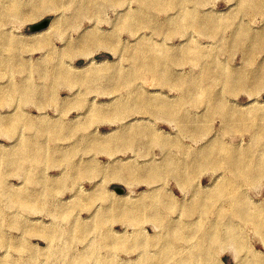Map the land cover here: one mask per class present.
<instances>
[{
  "label": "rangeland",
  "instance_id": "1",
  "mask_svg": "<svg viewBox=\"0 0 264 264\" xmlns=\"http://www.w3.org/2000/svg\"><path fill=\"white\" fill-rule=\"evenodd\" d=\"M69 1L0 0V244L3 242L0 245V262L18 263L22 258L35 255L36 248L45 246L39 237L28 233L31 227H59L77 232L75 229L84 222L91 231H98V209L100 212L125 198L140 203L141 199L150 198L153 188L156 190L153 193H158L157 207L162 210L168 206L166 214L179 224L176 238L179 248H183L180 249V256L205 248V264H245L258 258L264 261V219L254 222L251 218L252 224L250 217L244 215L255 206L254 210L261 211L259 214L264 218V170L261 171L264 169V121L253 129L244 126L240 130L236 127L228 130L224 114L212 112L213 95L206 93L198 103L192 93L189 99L188 92L183 90L192 79H199L209 87V91L221 93L225 97L224 102L234 109L242 104L245 114L249 110L252 111L250 115L264 118V81L258 83V76L255 78L264 70V12L244 10L240 0H174L178 4L165 9L167 11L155 7L157 11H153L154 19L149 20L151 23L129 30L121 24L124 16L144 8L145 4L149 5L148 0H106L105 3L97 0L95 7L85 11L80 9L86 0ZM161 1L173 4V0ZM6 7L17 8L21 15L7 16ZM190 12L214 14L219 28L196 27L192 20L184 19ZM182 19L183 26L170 25L165 33L156 29L157 22L171 20L172 23L176 20L181 23ZM46 21L48 26L57 21L59 28L57 26V29L38 37L33 35L44 28L32 31L31 27ZM43 38L48 40L40 43ZM148 44L165 48L160 55H164L166 49L176 48L173 53L166 54L168 67L163 71L166 81H160L148 70L138 79H129L131 85L118 84L116 78L112 79L109 73L114 70H132L133 60L128 56H131L133 48ZM188 50L193 55L201 52L204 59L202 57L199 61L185 57ZM58 71L62 72L60 77ZM228 71L239 73L234 75L233 83H228L226 75H223ZM246 78L252 81L246 84ZM24 86L33 88L29 90L32 93L28 98L27 89L25 96L21 95L20 89ZM149 96L157 101H169L173 107L168 112L165 107H156L154 114L150 113L153 109L144 106L143 100ZM133 98H136L138 107L126 109L128 111L120 115L113 113V109L109 112L116 99L126 102ZM183 102L184 105L174 107V104ZM101 103L108 109L102 120L97 115L95 118L91 113L87 115L86 111L95 110ZM182 113H185V119L180 116ZM128 123L139 129L134 136L119 138L118 132L110 134L111 128H123ZM26 140L28 142L25 143ZM219 140L243 150L241 157L246 164L259 159L261 169L258 167L250 180L241 179L238 182L240 186H225L229 181L227 178L232 176L229 167L221 168L205 160V156L208 157L207 147ZM34 141L46 145V158L34 159ZM252 145L256 146L253 151ZM53 148L62 152L54 156L50 152ZM177 161H185L186 164L195 162L194 166H189L190 171L185 173L183 181L174 174ZM157 167L160 169L155 171ZM139 170L149 171L140 179L135 175L125 179L126 175ZM155 173H159L157 176L161 175L162 179L152 181L150 188L147 180L155 177ZM121 178L123 181L118 180ZM212 181L215 185L211 187L213 189L209 187L210 190L217 191L225 186L236 192L237 204L227 201L228 198L219 203L209 200L202 205L205 207L203 211H187L199 206L201 187L208 186ZM181 182L184 194L180 190ZM117 189L125 192L119 193ZM168 192L174 193L177 200L168 201ZM125 194L127 196H122ZM21 200L27 203L23 206ZM238 204L240 208L236 207ZM232 205H235V210L227 217L220 218L213 210L219 206L229 209ZM235 213L241 217L240 220ZM116 214L108 212L107 216L112 218ZM150 220L153 219L144 218L130 224L125 218L119 220L113 217L108 224L100 226V231H104L106 236L100 237L107 238L108 233H113L116 247H119L118 244L123 247L118 256L136 259L139 256L136 246L143 241V237L134 232L145 228L147 233H154L151 228L154 223ZM214 222H224L228 226V231L223 233L227 240L205 246L197 243L194 230L204 224L206 228L201 230L210 231ZM255 223L261 229L259 226L257 229ZM230 231L233 232L230 234ZM216 235L220 232L217 231ZM100 237L86 238L97 242ZM85 243L86 240L81 243L75 235L72 243L75 250L72 253L85 247ZM57 247L42 258L51 261L54 256L63 255L64 250L60 249V245ZM146 255L158 254L150 251ZM157 262L160 263V259ZM174 263V259L169 261V264Z\"/></svg>",
  "mask_w": 264,
  "mask_h": 264
},
{
  "label": "bare ground",
  "instance_id": "2",
  "mask_svg": "<svg viewBox=\"0 0 264 264\" xmlns=\"http://www.w3.org/2000/svg\"><path fill=\"white\" fill-rule=\"evenodd\" d=\"M71 1H73V0H71ZM71 1H69V2L71 3ZM96 1L97 0H86L82 4L83 6H82V8L80 10L81 11H85L87 9L91 10L92 7L96 4ZM105 1L106 0H103L104 3H105ZM139 1H141V0H139ZM144 1L142 3H144ZM148 1L150 2L149 5H147V4L143 5L141 3L143 6H145L144 8L139 9L138 11L135 10V12L127 14V15L124 16V21L121 22V24H123V27L128 28L129 30H134L137 27L144 26V24L148 25L149 23H151V22H149V20L152 21V18L154 19L153 11L155 10V7H159V9L162 11V10H165V9L168 10L169 7H171V6L174 7L175 5L178 4L174 0L173 1L171 0L172 3H173L172 5L167 4L169 2L168 0H167L168 2H164V1H161V0H148ZM149 2H147V3H149ZM239 2H242L241 4H243L242 8L244 10H247V11H249V10H261L262 12H264V0H240ZM70 3H68L69 7H70ZM61 4H62V1H61ZM167 10H165V11H167ZM155 11H157V10H155ZM6 12L9 13V14H6V15L10 16V17H17L18 15H21L17 8L16 9H9L8 7H6L5 13ZM80 13H83V12H80ZM213 16H214V14H213ZM213 16H210L208 14L205 15V14H201V13L198 14V13L190 12V13L186 14V17L184 19L192 20L193 24L196 27H198V28H205V27H208V26H213L214 28L217 27V29H218L219 28V24H218L219 22ZM170 21L171 20H169V21L167 20L165 23L164 22H157L156 29L158 30V32L159 33H165L166 27H170V25H172V26L179 25L180 26V25H182V22H184L183 19L181 20V23H179L180 21L177 22L176 20L173 21L172 23ZM223 22H224V20H223ZM225 22H226V20H225ZM230 22H232V21H230ZM233 22H234V20H233ZM230 24H232V23H230ZM59 25H60V23H59ZM164 25H167V26H164ZM57 26H58L57 21H54L48 27L33 33V35H36L37 37L41 36L42 34L48 33L49 31H51L52 29H54ZM58 28H59V26H58ZM55 29H57V28H55ZM201 32L205 33V31H203V30ZM263 38H264V36H263ZM46 40H48V38H46V39L43 38L42 40H40V43L45 42ZM222 40H223V38H222ZM146 41L147 42H151L150 39H146ZM47 42L45 44H48ZM162 48L163 47L160 46V45H152V44H150V45L148 44L146 46L135 47V48H133L131 50L132 51L131 56H128L130 59L133 60V62H132L133 63L132 70H130V68H128V70H127V68H126V70L124 69L122 71V70H114V68H112V70H114V71L110 72L111 70H109L108 72H110L109 74H111V76H113L112 79L116 78L118 80L117 81L118 84L119 83H124L125 85L126 84L127 85H131V83L128 82L129 79H132V80L138 79V77H140V75L146 70H148L154 77L159 78L160 81H166V79L163 78L164 77V75H163L164 72L163 71L166 69V67H168V65L166 63V61L168 59V57H167L168 55H166V54L167 53H171V52L173 53V51L176 50V48L166 49L165 54L164 55H160V53L165 49V48L164 49H162ZM190 52H192V51L188 50L186 52V54H184V56L188 57V58H191V60H199V61L203 57V54L201 52L194 53V55L191 54ZM169 55H171V54H169ZM204 55H206V54H204ZM208 56H211V55H208ZM203 59H204V57H203ZM58 72H57V74L60 77L62 75V72H59V73ZM167 73L169 74L170 72H167ZM236 73H238V72L228 71V72L224 73L223 75H226L227 78L226 77L225 78L228 80V83H233L235 81L234 80V78H235L234 75ZM64 74H66V73H64ZM255 78H256V82H258V83H260L261 81H264V70H262L260 73L256 74ZM222 79L226 80L223 77H222ZM216 81H218V80H216ZM251 81L252 80L249 79V78H246L244 80V82L246 84L250 83ZM189 83H188V85H191V86L186 85V87H183L184 88L183 90H186L188 92V95H189L188 98L189 99H190L191 93H192L193 99H195V101L197 99L198 103H199V99L201 100L206 95V93H208V95H211V96L213 95L212 98H213L214 102H212V104H213L212 107H211L212 108V112L215 113V112L220 111V112H222L224 114L225 122H226V127H225L226 129L232 130L233 127H236L238 130H240V128L243 129L244 126H246L244 128L253 129V127H259V126H261V124H263V122H261V121H264V118H261L259 115L256 116L255 114L254 115H250L252 111H249V110H248L249 112L247 111L246 114H245V112L242 111V108H243L242 104H239V106L234 109L233 107H231V104L229 105L227 102H224L225 101V97H223V95L221 93L216 92V91H213V92L209 91V87H206L205 83H203L201 80L192 79V82L190 84ZM26 89L28 91V94L26 95L27 96L26 98H28V95H31V93H32L29 90H32L33 88L31 89L30 87H26V86L22 87L20 89V92H21L22 96H25L24 94H25ZM31 97H33V95ZM135 99L136 98H133V100H128L126 102H121V101H119V99H116L114 102H113V100H110L111 102H113V104L109 108V112H111L112 109H113V113L115 112V113H117V115H120V114H124V111H128L126 109L136 108L139 105L135 103ZM33 100H34V98H33ZM37 100H39V99H37ZM143 100H144V106H149L150 109H153V111L150 112V113H153V114H154V111H155L154 108H156V107H158V108H164L165 107L166 112H168L173 107V105L169 101L161 100V99L159 101H157L154 97H151V96H149L147 98H144ZM119 102H121V103H119ZM232 104H236L237 105V103H234V102ZM182 105H184V102L182 104H180V105H178V103L174 104V107L175 106H182ZM107 111H108V109H105L103 107V103H101V104H99L98 107L95 108V110L91 109V110L86 111V112H87V115H88V113H91V114L94 115V118L97 115V118H100V120H102L103 118H101V117H105L107 115ZM180 116L185 119L186 115H185V113H182ZM184 119H183V121H184ZM131 125H132V123H130V124L128 123V125H126L123 128H115V129L111 128L110 129V131H111L110 134H112V133L116 134L118 132L117 134H118L119 138H123L125 136L132 137V136H134L135 133H137L139 131V129L137 127H133ZM72 128L74 129V127H72ZM56 130H58V129H56ZM56 130H55V132H56ZM238 130H236V131H238ZM110 134H109V136H110ZM26 142H28V140H26L25 143ZM253 142H254V140H253ZM98 143H99V141H98ZM102 144H103V142H102ZM33 146L35 148V151L32 152V156L34 157L35 160H40V159H42L43 157L46 156L45 153L47 152V147H46L45 144H41L38 141L37 142L34 141L33 142ZM253 146L254 145H252V147ZM100 147H101V145H100ZM255 147H253L251 149V151H253V149ZM207 149H208V151H207V156L208 157L205 156V160H207L208 164H210V163L212 164L213 163L214 165H216L218 167H221V168H223L224 166L225 167L227 166V168L229 167V169H230V171L232 173L231 174L232 176L230 178H227L229 181L226 182L227 184H224L225 186H228V187H232V186L235 187L236 185L240 186V184H238V182L241 181V179L245 180V181H248V179L250 180V178H253V176L255 175L254 173L256 172V169L258 167L260 168V166H261L260 165L261 163H259V159L256 160L257 156L255 158V160H256L255 162H252L250 164L248 162V164H246V162L242 161V157H241V156H243L242 155L243 152L241 153V151H243V150L240 151V148L236 149V148H233L232 146H228L226 143L222 142L221 140L214 142L213 145L208 146ZM255 151H257V150H255ZM258 151H260V150H258ZM50 152H51L52 155L55 156V155L61 153L62 150H60L59 148H53V149L50 150ZM245 153L246 152H244V154ZM248 154H250V153H248ZM254 154H252V155H254ZM250 156H251V154H250ZM251 158H252V156H251ZM250 161H251V159H250ZM253 161H254V159H253ZM194 163H195L194 161L192 163H187V164H186L185 161H177V163L175 165L176 166L175 167V171H174L176 173H174V174H176L178 179H181L183 181L185 173L190 171V170H188V168L192 167V165L194 166ZM198 163H200V162H198ZM172 167H174V166H172ZM209 167H210V165H209ZM159 169H160V167L154 168L155 171H157ZM262 170H264V169H261V171ZM148 171L139 170L138 172H133V173L130 172L131 174L126 175L128 177H125V179L128 180L131 177L130 175H135L136 178L138 177V179H140ZM258 173H257V175H259ZM111 174H112V172H111ZM155 174H156L155 177L150 178L149 181L147 180V183L150 186V188L152 187L153 182L162 179L161 175L157 176V174H159V173H155ZM115 175H116V173H115ZM226 176H227V174H226ZM118 177H116V179ZM111 178H112V176H111ZM111 178H109V179H111ZM121 179H118V180L123 181V179L122 180ZM113 180H114V178H113ZM163 181H164V179H163ZM219 182H220V180H219ZM220 183H223L222 180H221ZM242 184L245 185V183H242ZM242 184H241V187H242ZM179 185L181 186V189H180L181 192H183V194H184L185 190L182 189V182ZM214 185H215V183L212 181L208 186L201 187L202 189L200 188L201 191L199 192V196H200L199 198L201 200H199V202L197 203L199 206H197L195 208H193V207L192 208H188L187 211L188 210L189 211H193V210H197V211L202 210L203 211V208H205V207H203L202 205L204 203H208L209 200H217L218 203L225 201L226 198H228L227 201H230V202L238 201V200H236V198H237L236 195H238V194H236V192L234 193L233 190H231V189L228 190L222 184L221 185L223 187L220 188L219 190H217V191L210 190V188L212 186H214ZM199 186H201V185H199ZM150 188H149V190H150ZM211 189H213V188H211ZM155 191H154V188H153V190L150 191V198L141 199L140 203H137V202L134 203L135 200L132 202L130 200H125L126 199L125 198V199H122V200H119V201L117 200L118 202L114 206H109L108 208L104 207L102 209V211H100V212H99V209H98L97 213L99 214V216L96 219V224L99 226L97 228V229H99L98 231L94 230V228L92 229L94 231H91V229L88 228L87 225L84 222L82 223V225H79V228L75 229V231H77V232H73L72 231L73 229H69V231H65V230H62L63 228L59 229V227H57V228L56 227L55 228H48V229H46V228H44L42 226L35 227V228L31 227L30 230H28V233L32 234L33 236L39 237L45 243V246L42 247V248H36L35 249L36 254L33 255L31 258H28V259H30V261L28 259H26V258H22V259H20L18 261V263L14 262V264H169V261L171 259L175 260L174 264H205V262H204V259H205V254H204L205 250L204 249L205 248L197 250V251L190 252L186 256H184V254L182 253L183 255L181 254V256H180V252H181L180 249H183V248H179L180 245H178L179 242H178V240L176 238L177 232H179L178 230H180L179 229V224H176V221L171 220L169 218L168 214H166L169 211V207L168 206L164 207V209L162 208L163 212H162L161 208L157 207V204H156V198L157 197L156 196L158 195V193H153ZM100 194H101V192H100ZM103 194H106V193H103ZM128 194H129V192H128ZM167 194L169 196L168 197V201H169V199H172V201L177 200L176 199L177 197H176V195L174 193H172V192L169 193L168 192ZM122 196H127V194L122 195ZM186 197H187V195H186ZM136 198H138V197H136ZM190 198H192V197H190ZM21 201L22 202H20V203L23 206H24L25 203H27L25 200H21ZM248 201H250V200H248ZM215 203H217V202H215ZM236 204H237V202L235 203V205ZM235 205L230 206L229 209H225V208H222L220 206L217 207V208L214 207L215 209L213 208V210L215 211V213H217V215H219L220 218H223V217L229 216L231 211L235 210V209H233ZM236 207L240 208L239 204ZM211 208H212V206H211ZM262 208H264V206H262ZM254 209H255V206H254ZM254 209L253 210L252 209H248V212L246 211L245 212L246 214L244 213V215L246 217L249 216L250 219L251 218L254 219V222L259 221V220H257L259 218L264 219L263 216L261 214H259V213H261V211L259 212V210H254ZM172 210H174V209H172ZM113 211H114V213L117 212V214L113 216L115 219L122 220V218H125L130 224H132L133 222H136V221H142L144 218H149L150 219V217H151L153 219V220H150V221H153V223H154V224L151 223L152 224L151 228H152L154 233H152V234L147 233L145 228H143V230H138V231L134 232L135 235L139 234V236L141 235V237H143V239H142L143 241L140 244L138 243L137 246H136V248H137L136 251L139 252V256L136 259H122V258H120L118 256L117 253L119 251H121L120 249H122L123 247H122V245H119V244H118L119 247H116L117 243H115L116 239H114L113 236H112L113 233L112 234L108 233L109 236L107 238H103L102 239L100 237L102 235L104 236V233H105L104 231H100V226L101 225L104 226V225L108 224L110 219L113 218V217L109 218L110 216L109 217L107 216L108 212H113ZM202 214H204V213H202ZM235 215L237 216L238 214L235 213ZM199 216H200V214H198V217ZM245 216H244V218H245ZM180 217H181V215H180ZM207 217H209V216H207ZM215 217H217V216H215ZM231 217L233 218V215ZM249 217H247V218H249ZM238 218H239V215H238ZM240 218H239V220H240ZM208 219L209 218H207V220ZM252 219H251V221H252V224H253V220ZM179 221H181V220H179ZM205 221H203V223ZM208 221H210V220H208ZM197 222H200V221L197 220ZM241 222H243V221H241ZM244 222H247V221H244ZM248 222H250V220H248ZM261 222L262 221H260V225L262 226ZM223 223L224 222L219 223V224H215V222H214L211 225L212 230H210V231H208V230L202 231L201 229H205L206 227L204 226V224H201L196 229V231L194 230V234H193V236H195L194 238L195 239L197 238V243L201 244L202 246H205V244L215 245L217 243H221V242H224L225 240H227L225 238V236H223V233L226 232V230L228 231V226H226ZM184 224H187V223H184ZM191 224H193V223L191 222ZM197 225H199V224H197ZM207 225H208V223H207ZM184 226L185 225H183V227ZM256 226H257V224H256ZM258 226H257V229H258ZM261 226H259L260 229H261ZM193 227L196 228L195 226H193ZM239 228H240V226H239ZM184 229H185V227H184ZM263 229L264 228H262V230ZM185 230L187 231V229H185ZM190 230H192V229H190ZM235 230H236V228H235ZM186 231H185V234L187 233ZM217 231L220 232V235H216ZM188 232H190V231H188ZM232 232L230 231V234ZM144 233H146L148 235H146ZM234 233H236V232H234ZM93 234L95 236H97V237H100L101 240L97 238V240H98L97 242L88 241V239L86 237H90V236L95 237ZM75 235H77V237H79V240H81V243L83 241H85V240H86V243H85V247H82V249L78 250V252H76V253H72L75 250V248H73L74 244H72ZM104 237H106V236H104ZM186 239H184V240L187 241ZM190 239H191V237H190ZM187 242H189V240ZM192 243H193V241H192ZM58 245H60V247H61L60 249L64 250L63 255H56V256L53 257V259L51 261L45 260V259L42 258L44 256V254H49V253H52L53 251L57 250V248H58L57 246ZM23 249H25V247H23ZM150 251L155 252L158 255H155V256L146 255ZM256 253H258V252H256ZM257 256H258V254H257ZM159 259H160V263L157 262ZM259 259L260 258L255 260V262H247L245 264H264L263 259L262 258L260 260ZM148 260H150V262L146 263V261H148ZM0 264H6V263L0 262Z\"/></svg>",
  "mask_w": 264,
  "mask_h": 264
},
{
  "label": "water",
  "instance_id": "3",
  "mask_svg": "<svg viewBox=\"0 0 264 264\" xmlns=\"http://www.w3.org/2000/svg\"><path fill=\"white\" fill-rule=\"evenodd\" d=\"M48 23H49V22L46 21V22H44V23L41 24V25L32 26V27H31V30H32V31H36V30H39V29L45 28V27L48 26ZM117 192H119V193H124L125 190H123V189H117Z\"/></svg>",
  "mask_w": 264,
  "mask_h": 264
}]
</instances>
